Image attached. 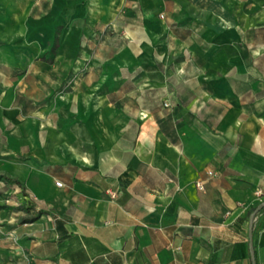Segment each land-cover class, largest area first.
I'll list each match as a JSON object with an SVG mask.
<instances>
[{"label": "crops", "instance_id": "obj_1", "mask_svg": "<svg viewBox=\"0 0 264 264\" xmlns=\"http://www.w3.org/2000/svg\"><path fill=\"white\" fill-rule=\"evenodd\" d=\"M29 6L0 0V264H264V0Z\"/></svg>", "mask_w": 264, "mask_h": 264}, {"label": "rangeland", "instance_id": "obj_2", "mask_svg": "<svg viewBox=\"0 0 264 264\" xmlns=\"http://www.w3.org/2000/svg\"><path fill=\"white\" fill-rule=\"evenodd\" d=\"M23 1H26L27 4H29V9H28V15L29 16H34V15H37V14H41V13H46L47 12V8H48V3H49V0H23ZM250 8V5L249 7ZM251 14H254V12H251ZM17 40V39H16ZM24 41H27V42H30L31 39H23ZM96 40H98V38H89L88 42H87V53H88V64L89 66L93 67L94 65V59L92 57L93 55V52L95 51V42ZM15 41V40H14ZM13 41V42H14ZM73 41H74V44H73ZM11 43V42H10ZM67 43H69V45L71 46L72 50L70 52V49H69V46H67ZM64 42L61 47L58 46V43H51V48H50V52L51 54L48 55V53H44V54H41L40 55V60L43 61L44 63V66H43V69L46 71V70H49L48 67L51 66V64L53 63V59H52V55H53V52L54 50H56L55 48L57 47H60V55L57 56V63H60V65H57L56 66V70H53L54 73H56L58 76H57V79L61 80L63 75L65 74V70L63 69V62L65 60H79L80 59V52H79V44H78V39H75V40H72V41H67ZM8 45H11L8 43ZM75 45V46H73ZM89 45V46H88ZM84 46H82L83 48ZM76 48V53H74V49ZM85 48V47H84ZM65 57L67 59H65ZM77 73L76 77H79V74H80V71L78 70H75V73ZM83 72V71H82ZM71 76L73 78H75V74L74 72L71 74ZM64 87L62 86L61 88L60 87H57L56 90H59L57 91L60 92ZM23 96L19 97L20 99L22 98ZM24 98V97H23ZM25 99V98H24ZM53 96L49 95L48 97H46L44 100H39V101H31L29 100V102H26L27 100H25L24 104L28 105V109L26 110H30V109H34V110H42L43 109H48L49 107V104H54V101H53ZM48 107V108H47ZM3 139V138H2ZM2 139L0 138V140L2 141Z\"/></svg>", "mask_w": 264, "mask_h": 264}, {"label": "built area", "instance_id": "obj_3", "mask_svg": "<svg viewBox=\"0 0 264 264\" xmlns=\"http://www.w3.org/2000/svg\"><path fill=\"white\" fill-rule=\"evenodd\" d=\"M164 105L167 106V103H164ZM55 184H56L57 186H60V185H61V183L58 182V181H57ZM198 185H199V184H198ZM199 187H200V185H199Z\"/></svg>", "mask_w": 264, "mask_h": 264}, {"label": "trees", "instance_id": "obj_4", "mask_svg": "<svg viewBox=\"0 0 264 264\" xmlns=\"http://www.w3.org/2000/svg\"><path fill=\"white\" fill-rule=\"evenodd\" d=\"M6 179H8V180H10V181H12V182H14V183H16V184H19V182L16 181V180H13V179H10V178H6Z\"/></svg>", "mask_w": 264, "mask_h": 264}, {"label": "water", "instance_id": "obj_5", "mask_svg": "<svg viewBox=\"0 0 264 264\" xmlns=\"http://www.w3.org/2000/svg\"><path fill=\"white\" fill-rule=\"evenodd\" d=\"M251 219H252V215L250 216V221H251ZM252 264H255L254 261H252Z\"/></svg>", "mask_w": 264, "mask_h": 264}]
</instances>
